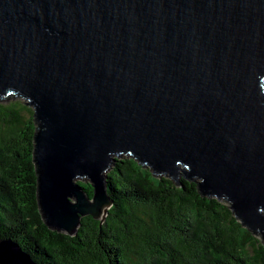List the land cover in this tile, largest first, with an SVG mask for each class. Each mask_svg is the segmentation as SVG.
<instances>
[{
	"label": "water",
	"instance_id": "obj_1",
	"mask_svg": "<svg viewBox=\"0 0 264 264\" xmlns=\"http://www.w3.org/2000/svg\"><path fill=\"white\" fill-rule=\"evenodd\" d=\"M11 95L34 111L50 229L103 222L107 173L128 154L195 178L264 247V0H0V98ZM0 264L38 263L2 239Z\"/></svg>",
	"mask_w": 264,
	"mask_h": 264
},
{
	"label": "trees",
	"instance_id": "obj_2",
	"mask_svg": "<svg viewBox=\"0 0 264 264\" xmlns=\"http://www.w3.org/2000/svg\"><path fill=\"white\" fill-rule=\"evenodd\" d=\"M11 96L0 98V240L19 243L38 264H264L260 239L225 199L128 154L107 173L113 204L103 222L86 215L74 235L50 229L36 198L34 111ZM79 183L91 197L92 185Z\"/></svg>",
	"mask_w": 264,
	"mask_h": 264
},
{
	"label": "rangeland",
	"instance_id": "obj_3",
	"mask_svg": "<svg viewBox=\"0 0 264 264\" xmlns=\"http://www.w3.org/2000/svg\"><path fill=\"white\" fill-rule=\"evenodd\" d=\"M11 97H14V96H9L7 99H9V98H11ZM20 98V97H19ZM21 100H22V98H21Z\"/></svg>",
	"mask_w": 264,
	"mask_h": 264
}]
</instances>
